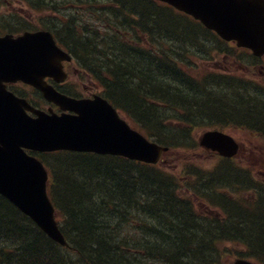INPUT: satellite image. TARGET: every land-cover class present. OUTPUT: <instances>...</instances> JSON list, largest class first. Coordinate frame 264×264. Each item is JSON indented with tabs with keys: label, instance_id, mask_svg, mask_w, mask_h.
<instances>
[{
	"label": "trees",
	"instance_id": "obj_1",
	"mask_svg": "<svg viewBox=\"0 0 264 264\" xmlns=\"http://www.w3.org/2000/svg\"><path fill=\"white\" fill-rule=\"evenodd\" d=\"M117 3L119 7L111 5L110 10L123 17L126 32L140 36L142 49L118 36L105 40L104 46V41L72 28L65 30L91 60L89 70L104 85L109 99L134 123H149V136L173 149L187 145L188 135L172 137L162 122L169 103L182 114L185 109L190 111L188 108L200 112L194 120L202 118V113L261 116L259 109L249 115L238 99L212 94L214 79L197 86V80L183 71L182 62L192 66L186 59L192 48L203 42V37L211 38L199 31L194 20L157 1ZM101 15L96 16L101 19ZM101 54L104 56L98 58ZM237 106L244 108L236 110ZM152 125L157 130H152ZM50 160V193L70 245L57 244L0 195V264H217L214 256L217 251L224 252V244L247 242L264 258V209L257 211L250 202L216 190L217 200L212 196L207 199L228 215L208 222L197 214L189 198H181L178 183L162 168L83 152L60 151ZM119 208L123 210L117 212ZM142 211L147 215L141 216ZM149 228L151 233L142 232Z\"/></svg>",
	"mask_w": 264,
	"mask_h": 264
},
{
	"label": "water",
	"instance_id": "obj_2",
	"mask_svg": "<svg viewBox=\"0 0 264 264\" xmlns=\"http://www.w3.org/2000/svg\"><path fill=\"white\" fill-rule=\"evenodd\" d=\"M178 9L194 14L225 39H235L264 52V5L261 0H164ZM64 109L78 115L50 116L37 111L38 117L26 119L19 133L0 125V192L28 213L56 241L66 244L63 233L54 221V210L46 196L48 176L43 165L21 150L26 145L34 150L59 148L122 154L147 162L158 161L162 150L149 143L122 121L104 99L76 101L57 96L52 99ZM224 137L210 134L202 144L231 154L235 147L224 145ZM241 262V261H239ZM247 264V263H243ZM249 264V263H248Z\"/></svg>",
	"mask_w": 264,
	"mask_h": 264
},
{
	"label": "flooded vegetation",
	"instance_id": "obj_3",
	"mask_svg": "<svg viewBox=\"0 0 264 264\" xmlns=\"http://www.w3.org/2000/svg\"><path fill=\"white\" fill-rule=\"evenodd\" d=\"M0 2H3V0H0ZM26 3H6L9 5V9L4 13H0V34L10 32L18 35L22 30L20 13L24 10V7L27 5ZM3 9H5L4 4H0V11ZM4 15L12 19V23L14 24L13 29L5 26ZM223 53L221 57L222 63L225 64L224 73L229 75V79L232 78L234 86L240 91V93L234 92L235 96L238 95L239 101L245 104L243 106L249 115L253 111L262 110L263 112H260L261 116H252L251 118L233 114V118L237 121L249 122V126H234L236 132L242 135L237 138L241 153L244 148L249 147L251 149L250 153L256 158V161H264V150L261 149L264 146V56L256 57L248 50L236 47L230 43ZM49 80L52 81L51 79ZM243 106H237L236 110L244 108ZM246 131H251L252 135L247 136L245 134ZM260 172L264 173L263 171Z\"/></svg>",
	"mask_w": 264,
	"mask_h": 264
},
{
	"label": "rangeland",
	"instance_id": "obj_4",
	"mask_svg": "<svg viewBox=\"0 0 264 264\" xmlns=\"http://www.w3.org/2000/svg\"><path fill=\"white\" fill-rule=\"evenodd\" d=\"M103 1H105V4L102 3V0H97L96 5H98V7H96V9L94 11H88V12L84 13L85 16H83V18L86 19V21H87L86 23H89L90 21H91V23H96V22L99 23V21H100L101 30L105 31L108 35L111 34V35L114 36L118 31H120L122 33L125 32V30H127V24L122 23L123 17L120 18L119 17L120 14H118L117 16H115L116 15L115 12H113L112 10H110V11L108 10V8L112 5V1L113 0H103ZM109 1H110L111 4L109 3ZM84 4H87V0H85V3ZM101 5L106 6V8H107L106 9L107 10L106 12H103L102 9L99 10V7ZM116 7H119V5L116 6ZM24 9H29V8H28V6H25ZM95 14H97V15L102 14L100 17L102 19H104V20H98V19H96ZM125 25H126V27H125ZM144 41H145V39H144ZM104 46H106V43H104ZM82 55H83V58H81V59H85V62L88 64L90 59L89 58H86L87 56L84 53H82ZM88 56H90V54H88ZM101 56H104V55L101 54V55H99L97 57L98 58H101ZM183 58H186V57H183ZM189 59L190 58H187V60H189ZM90 62H91V60H90ZM196 64H197V62H196ZM206 67H210V65H207V64L203 65V64H201V68H198V69L194 68L192 70V72H194V73H200V72L204 71ZM188 74L191 75L190 73H188ZM72 78H73V82H75V83L78 82V79H76L74 76ZM235 90L237 92H235ZM228 91H233L235 93H240V91L237 88H229ZM232 94L233 93H230V95H232ZM233 110H234V108H233ZM260 112L263 113L262 110ZM257 113H259V112H257ZM159 120H160V118H159ZM162 122H164V120H162ZM167 123L168 122H165L164 124H167ZM201 131H203V130H199V133ZM193 133H195V132H193ZM233 133H237L239 135V133L236 132V131H233ZM261 149L264 150V146H262ZM199 150H202V149H199ZM182 155H184V156H182ZM182 155H180L178 152H176V153H174V156L172 158L165 157L164 158L165 160H164L163 171H165L168 174L173 173L174 175L177 176V178H178V179L176 178L177 181H179V182L182 181V182H180V185H181L180 186V193H182L185 196H187V195L188 196H191V198L195 199V204H197V206L196 207L194 206V208H195L196 211L198 210L199 213L201 212V213H208V214H210L209 212L211 211V208L209 206H207L206 204H203V202L201 200L196 201V197L194 196L196 194V192H193L194 189L193 188L190 189V187L187 189V187L184 186L183 183L185 181L184 180H181V179L187 173L186 170L184 169V166L186 165V163L188 162L189 159L186 158L184 160L183 159L181 160L179 158H185L186 155L188 157H190V158L191 157H195V158H191L192 159L191 161H195L196 162V161L199 160V164L202 167L201 168L202 169L201 171L204 172V171H207L206 168L208 167L209 163L210 164L213 163V161H214L213 158H215V157L214 156H210L211 155L210 152H206V151H199V152L197 151L196 155L195 154H192V153L185 152V154H182ZM250 156H252L251 153H250V148H245V149H243V152L240 155V160L242 162L243 161H246ZM253 162H255V158L254 157H253V159H250L248 161V163H245L244 164V168H246L245 166L250 167V165L259 167L258 169H256V168L253 169L252 170V175H251L252 177H254V176L258 177V175L260 174L259 170H264V166H260L259 163L249 164V163H253ZM246 164H248V165H246ZM232 171H230V170H228L227 172L224 171L222 173V175H221L220 178H222L225 181H229V179L235 178L236 179L235 182L238 181V182H236V185H240V186H242L244 188V184H245L244 181L246 179L241 178L239 175H237L238 173L236 171H234V170H232ZM230 172H232V173L230 174ZM213 179H215V178H213ZM260 180L264 183V176L261 177ZM230 183L233 184L234 182H230ZM186 185H187V183H186ZM262 185L264 187V184H262ZM240 191H241V193H243L241 196L245 200H247V201L253 200L254 197L256 198L257 193H259V198L257 199V201H259L261 198H264V194L259 189H257L256 191L254 189L248 190V191L247 190H245V191L244 190H240ZM263 192H264V190H263ZM232 198H235V196H233ZM258 210L259 209H257V211ZM138 213H139V211H138ZM204 215H206V214H204ZM131 219H133V218L131 217ZM148 222H149V224L152 223L151 220H149ZM166 222H167V219H166ZM212 226H214V225H211V227ZM125 234H127V233H125ZM236 248H237V251H241V253H245L244 252V248H242L241 246L236 245Z\"/></svg>",
	"mask_w": 264,
	"mask_h": 264
},
{
	"label": "bare ground",
	"instance_id": "obj_5",
	"mask_svg": "<svg viewBox=\"0 0 264 264\" xmlns=\"http://www.w3.org/2000/svg\"><path fill=\"white\" fill-rule=\"evenodd\" d=\"M71 34L69 33L68 35H65V37H64V39H67V40H70V36ZM76 41V40H75ZM71 42H72V40H71ZM233 172V171H232ZM232 172H230V174L232 173ZM234 174V173H233ZM212 186H213V184L212 183H210V185H207V186H205V193L207 192L208 194H210V190H211V188H212ZM204 191V190H203ZM205 193H202V195H204L205 196ZM206 193V194H207ZM207 194V195H208ZM208 196H212L215 200H217V196L216 195H214L213 193L212 194H210V195H208ZM219 202H221V200L219 201ZM115 203V202H114ZM261 209H264V204H263V206L261 207ZM260 209V210H261ZM122 211L123 209L122 208H119V209H116V211L118 212V211ZM143 210V209H142ZM177 211H179V209H177ZM142 215H147V213L145 212V211H142V214H141V216ZM152 228H149V230H147V231H142V232H144L145 234H149V233H151L152 232V230H151Z\"/></svg>",
	"mask_w": 264,
	"mask_h": 264
}]
</instances>
